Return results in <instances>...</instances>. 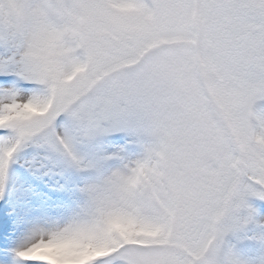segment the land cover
<instances>
[{
  "label": "snow or ice",
  "instance_id": "1",
  "mask_svg": "<svg viewBox=\"0 0 264 264\" xmlns=\"http://www.w3.org/2000/svg\"><path fill=\"white\" fill-rule=\"evenodd\" d=\"M0 264H264V0H0Z\"/></svg>",
  "mask_w": 264,
  "mask_h": 264
}]
</instances>
